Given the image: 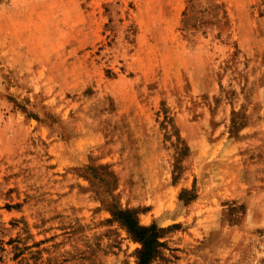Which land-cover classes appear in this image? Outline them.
Instances as JSON below:
<instances>
[{
  "label": "rangeland",
  "instance_id": "1",
  "mask_svg": "<svg viewBox=\"0 0 264 264\" xmlns=\"http://www.w3.org/2000/svg\"><path fill=\"white\" fill-rule=\"evenodd\" d=\"M264 264V0H0V264Z\"/></svg>",
  "mask_w": 264,
  "mask_h": 264
},
{
  "label": "trees",
  "instance_id": "2",
  "mask_svg": "<svg viewBox=\"0 0 264 264\" xmlns=\"http://www.w3.org/2000/svg\"><path fill=\"white\" fill-rule=\"evenodd\" d=\"M118 217L126 225L131 235L140 242L137 252L138 264H152L164 242L160 240L161 229L156 224L142 225L132 210L118 211Z\"/></svg>",
  "mask_w": 264,
  "mask_h": 264
}]
</instances>
